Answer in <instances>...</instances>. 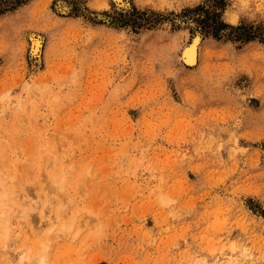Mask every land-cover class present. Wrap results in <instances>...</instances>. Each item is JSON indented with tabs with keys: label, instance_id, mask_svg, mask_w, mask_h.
Segmentation results:
<instances>
[{
	"label": "rangeland",
	"instance_id": "obj_1",
	"mask_svg": "<svg viewBox=\"0 0 264 264\" xmlns=\"http://www.w3.org/2000/svg\"><path fill=\"white\" fill-rule=\"evenodd\" d=\"M225 7L0 0V264H264V20Z\"/></svg>",
	"mask_w": 264,
	"mask_h": 264
},
{
	"label": "clouds",
	"instance_id": "obj_2",
	"mask_svg": "<svg viewBox=\"0 0 264 264\" xmlns=\"http://www.w3.org/2000/svg\"><path fill=\"white\" fill-rule=\"evenodd\" d=\"M220 19L231 27H239L242 19L250 23L264 20V0H226Z\"/></svg>",
	"mask_w": 264,
	"mask_h": 264
},
{
	"label": "bare ground",
	"instance_id": "obj_3",
	"mask_svg": "<svg viewBox=\"0 0 264 264\" xmlns=\"http://www.w3.org/2000/svg\"><path fill=\"white\" fill-rule=\"evenodd\" d=\"M115 1H117V2H119V3H121L123 0H115ZM126 4V3H125ZM122 5V4H121ZM199 39H200V37L197 35V36H195L194 37V39L191 41V43L190 44H187V45H185L184 47H183V49H182V59H183V61H184V63L185 64H187V65H194L195 63H196V61H197V55H198V43H199ZM31 50H32V53H35V54H39V52H40V50H41V47H42V37L41 36H39V35H36V34H32L31 35ZM54 177H56V176H54ZM56 179V178H55ZM61 179V178H60ZM58 180V179H57ZM57 180H55V181H57ZM59 182V181H58ZM57 183V182H56ZM59 185V184H58ZM60 187H62L63 185H62V183H60ZM63 189V188H62ZM45 201H47L46 199H45ZM44 201V202H45ZM60 201V200H59ZM24 202V201H23ZM28 203H29V201H27ZM0 203H3V202H0ZM25 203V202H24ZM24 203H22L21 205H20V203L19 204H17V205H15L16 206V210H17V214L19 215V218H22L21 220L23 221L24 219H27V210L23 207V204ZM14 204V203H13ZM4 205V204H3ZM20 205V206H19ZM8 206V205H7ZM10 206V205H9ZM15 206H13V207H15ZM38 206H40V203H38V202H35L34 204H33V208H37ZM47 206H46V204H43V206H42V210H41V216H43L44 218H45V215H44V209L46 208ZM1 209V208H0ZM5 209V208H4ZM15 211V210H14ZM7 212V211H6ZM2 213V212H1ZM4 218H5V216H4ZM1 219H3V218H1ZM9 219V218H8ZM50 219H45L44 221L47 223V225L49 224L50 226L47 228V233L48 234H51V233H49L51 230H52V227H53V223L52 222H50L49 221ZM6 221V220H5ZM11 222V221H10ZM44 222V223H45ZM4 228H7V227H5L4 226ZM9 228V227H8ZM60 233V232H59ZM59 233H57V232H55L54 234H53V236L55 237V238H57V237H59L60 236V234Z\"/></svg>",
	"mask_w": 264,
	"mask_h": 264
}]
</instances>
